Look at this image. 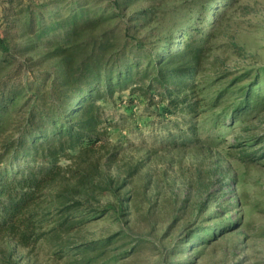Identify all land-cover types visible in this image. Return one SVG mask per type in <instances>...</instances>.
<instances>
[{"label": "trees", "instance_id": "trees-1", "mask_svg": "<svg viewBox=\"0 0 264 264\" xmlns=\"http://www.w3.org/2000/svg\"><path fill=\"white\" fill-rule=\"evenodd\" d=\"M235 1L3 0L0 264H13L14 253L43 238L70 255L74 242L64 233L115 208H93L97 191L111 192L114 179L99 183L101 164L92 158L109 144L107 104L117 97L146 102L161 129L190 133L194 143L202 130L264 113L261 76L247 86L248 74L230 82H222L227 71L205 75L220 8ZM262 145L264 136L248 140L245 160ZM77 253L83 258L73 264L106 252L100 244Z\"/></svg>", "mask_w": 264, "mask_h": 264}, {"label": "rangeland", "instance_id": "rangeland-1", "mask_svg": "<svg viewBox=\"0 0 264 264\" xmlns=\"http://www.w3.org/2000/svg\"><path fill=\"white\" fill-rule=\"evenodd\" d=\"M4 8L0 0V24ZM220 13L205 75L227 71L222 82H230L248 74L247 86L261 76L264 86V0H236ZM130 98L107 104L109 144L92 158L101 164L99 183L114 179L111 192L97 191L93 208H115L64 233L74 242L70 255L43 238L14 253L12 263L73 264L83 258L80 248L101 244L105 257L90 264H264V145L250 148L259 154L247 160L243 147L264 136V113L202 130L194 143L190 133L161 129L147 103Z\"/></svg>", "mask_w": 264, "mask_h": 264}]
</instances>
